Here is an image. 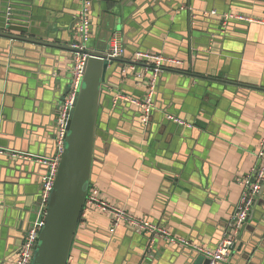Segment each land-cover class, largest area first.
I'll use <instances>...</instances> for the list:
<instances>
[{"label":"crops","instance_id":"0c3cea01","mask_svg":"<svg viewBox=\"0 0 264 264\" xmlns=\"http://www.w3.org/2000/svg\"><path fill=\"white\" fill-rule=\"evenodd\" d=\"M15 19L35 39L69 44L80 0H16ZM228 12L264 20V0H95L90 46L117 31L123 59L138 52L181 61L165 68L147 125L134 105L148 95V66L107 75L91 184L100 198L175 238L215 249L240 201L239 183L256 165L264 138V26L223 24ZM74 55L0 38V264H15L40 204L39 162L56 152L59 108ZM172 114L192 128L168 122ZM14 153L18 155L14 156ZM20 153L31 154L23 158ZM113 215L84 213L72 264H203L191 247L148 236ZM148 252V253H147ZM225 264H264V189Z\"/></svg>","mask_w":264,"mask_h":264},{"label":"built area","instance_id":"2783aa9c","mask_svg":"<svg viewBox=\"0 0 264 264\" xmlns=\"http://www.w3.org/2000/svg\"><path fill=\"white\" fill-rule=\"evenodd\" d=\"M8 1L11 2L13 0ZM94 1L95 0H80V9L74 15V41L71 47L73 49H76L77 52L73 54L74 59L71 70L70 88L65 100L61 103L59 108L60 112L55 139L56 152L53 156L43 158L39 161L46 167V170L41 178L42 190L40 204L36 212V219L29 226L26 232L15 264L32 263L39 238V233L44 225L50 196L65 150L66 135L68 131L69 121L71 119V113L75 108L85 76L88 55L83 54L80 51L87 49V46L92 38L93 24L91 20V11L94 5ZM212 15L219 16L222 19L223 24L225 25H229L230 23H243L248 25L258 24L264 26L263 19H258L256 17H253L252 15H245L234 12H228L222 15H218L216 11L212 12ZM106 52L109 57L112 58L124 57L125 48L123 46L122 38L118 33H114L112 35ZM141 63H145L148 66V95L145 98L139 99L118 94L113 100V105L115 106L119 102L134 105L138 108L141 114V120L143 124L147 125L154 111V96L157 90L160 76L164 73L165 68L169 65H181L182 63L179 60L166 58L161 54L138 52L134 56L133 64L129 66L132 70H136L138 65ZM166 119L168 122L174 123L177 126L188 128L193 127L191 123H188L187 121L172 114H166ZM0 153H3L2 150H0ZM15 155H18V153H14V156ZM19 155L26 159L33 158L31 154L20 153ZM256 157V165L245 177L239 180V183L243 188L240 201L237 204L235 211L228 222L226 230L223 232L222 239L215 249L203 247L186 239L175 238L171 234V232L147 219L134 218L128 215L126 211H124V209L111 205L102 200L100 198L99 189L93 184H91L89 188L82 217H84V213L86 214V212H89L92 209H97L113 215L114 227L110 230L111 233L115 231V228L121 222H126L134 230L142 232L143 234L148 236V252H150V250L158 240L162 239L173 245L181 244L186 247H191L195 252L203 256L205 259H208L210 261V264H225L231 257L239 242L241 231L248 221L249 216L253 211L255 203L264 185V138L261 139L259 143ZM68 264H72V262L69 261Z\"/></svg>","mask_w":264,"mask_h":264},{"label":"water","instance_id":"95a60500","mask_svg":"<svg viewBox=\"0 0 264 264\" xmlns=\"http://www.w3.org/2000/svg\"><path fill=\"white\" fill-rule=\"evenodd\" d=\"M17 3L16 0H0V38L73 54L77 52L71 47L73 36L69 44L62 45L49 39H35L31 33H27L26 26L14 17L16 12L13 8ZM90 43L91 41L87 49L80 51L88 55L85 76L71 113L65 150L31 264L69 263L91 186L95 141L102 121L101 101L103 93L109 91L106 87L107 75L115 64L121 65L120 72L124 71L126 65L133 64L123 58L109 57L106 52L108 47L98 51L91 47ZM263 189L264 185L260 194ZM203 264H210V261L205 259Z\"/></svg>","mask_w":264,"mask_h":264}]
</instances>
